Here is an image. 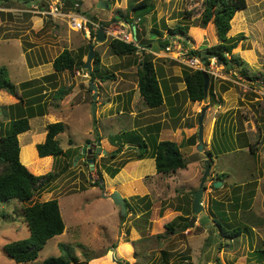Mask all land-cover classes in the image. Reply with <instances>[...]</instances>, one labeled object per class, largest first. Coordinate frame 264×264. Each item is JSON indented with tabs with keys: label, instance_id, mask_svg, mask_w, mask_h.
Returning <instances> with one entry per match:
<instances>
[{
	"label": "rangeland",
	"instance_id": "obj_1",
	"mask_svg": "<svg viewBox=\"0 0 264 264\" xmlns=\"http://www.w3.org/2000/svg\"><path fill=\"white\" fill-rule=\"evenodd\" d=\"M38 1V4L46 3V0ZM140 1L72 0L73 4L79 5L83 17L99 26L109 22L118 11L136 19L134 12L127 7L129 3ZM204 3L205 0H151L152 11L143 15L139 24L141 31L136 35L139 45L147 48L151 44L153 50L158 51L150 53L149 57L164 102L150 109L138 91L139 64L143 56L112 54L108 39L103 43L93 38L89 40L84 32L74 31L64 23L46 17H40L42 27L32 29V14L10 11L30 9L31 3L0 0V69L5 70L19 95L21 83L53 74L50 82L44 84L46 91L44 81L39 84L45 91L41 104L48 111V117L29 119L30 130L18 136L20 152L22 150L20 162L35 174L52 177L48 185L33 194L30 203L15 200L0 203V264H16L3 253L2 247L29 235L23 218L24 207L50 199L58 201L65 229L60 236L47 241L35 261L22 264H42L48 257L65 254L61 244L72 249L77 259L73 264H83L88 258L104 255L116 246L115 242L122 240L131 242L134 249L131 251L129 245L120 247L114 256V264H263L258 251L264 248V100L254 92V83L256 79H264V0H246V8L236 13L231 21L230 29L235 31L231 29L227 33L232 41L244 36L232 51L233 55L226 56L230 61L232 56L239 57L244 64L236 66L231 61L232 65L227 69L219 67L218 73L222 77H209L206 99L193 103L185 91L184 73L195 70L160 55L159 48L163 40L174 38L189 51H202L200 48L206 42L203 50L217 45L219 39L215 26L209 23L205 28L199 27ZM179 27L185 30L186 40L180 35H170L171 30ZM155 30L159 37L152 33ZM90 46L94 50L93 59L95 55L99 59V75L93 79L98 89L94 115L90 76L84 79L75 74L76 71L82 72L85 64L82 68L78 66L73 73H54L52 67L53 60L63 50L81 56ZM27 48L34 49L23 57ZM242 48L255 49V61H245L239 53ZM82 60L86 63L87 55ZM244 69L247 76L242 74ZM106 74L112 77L100 78ZM60 87L65 89L63 98L55 101L53 91ZM2 102L0 100V107H3ZM17 103L11 105L13 109L6 110L7 117L0 114L1 132L9 130L10 120L18 110L25 114L19 109L21 106L16 107ZM202 110L205 113L200 152L197 132ZM130 112L133 115H129ZM58 122L63 123L64 132L55 138L67 154L51 158L34 156L29 148L44 141L46 130L43 123ZM155 127L171 131L170 137L181 146L186 163L184 170L170 175L156 173L151 156L152 145L158 136L157 133H147L148 129ZM98 136L102 141H108L107 149L111 148L115 137L118 143L121 142V153L113 158L109 157L113 149L106 155L96 153ZM137 136L151 143L146 159L141 161L135 157L137 143L131 142ZM170 137H161L160 140H169ZM85 139H90L92 152L91 157L87 158L86 154L84 157L92 159L93 163H87L84 157L76 159L82 148L80 151L75 147L80 148ZM249 144L253 145V153ZM206 160L211 166L210 175L204 183L200 200L202 209L195 214L194 192L198 190ZM114 168L119 169V173L125 172L111 177L109 170ZM126 177L136 182L129 189L122 190L126 186L121 185L122 182L132 181ZM99 178L104 187L114 185L113 188L106 192L104 187H92ZM212 182H221V185L214 190ZM116 184L120 186L115 187ZM114 190H120L124 201L129 204L125 215H121L119 207L111 203L109 197ZM103 191L106 197L102 196ZM215 202L223 206L221 216ZM181 216L189 222L195 219L194 225L186 231L165 233L162 224ZM215 222H226V227L231 229L239 226L242 233L231 240L221 238ZM107 256L110 260L112 253Z\"/></svg>",
	"mask_w": 264,
	"mask_h": 264
},
{
	"label": "trees",
	"instance_id": "obj_2",
	"mask_svg": "<svg viewBox=\"0 0 264 264\" xmlns=\"http://www.w3.org/2000/svg\"><path fill=\"white\" fill-rule=\"evenodd\" d=\"M19 1L24 4H29L38 0ZM63 1L65 6H72L73 4L72 0ZM204 4L205 6L200 18L199 27L205 28L209 23H212L215 26L219 43L217 45L207 47L199 52L191 50L190 53L197 54L199 56L203 53L204 56L209 58H216L217 61L224 65L225 68L230 67L232 62H234L233 64L236 66H241L244 64L242 59L232 56L233 59H231V62L226 58V56L229 54L233 55L232 51L237 47L239 40L244 38V36L240 35L237 39L232 41V38L227 37V33L231 30L230 24L234 15L238 11L246 8V0H205ZM152 8L153 6L151 5V0H141L135 4L129 3L127 7V9L133 11L135 14L134 16L140 18L141 21L143 15L151 12ZM77 11L79 13L80 10L77 9ZM117 19L131 21L134 18L130 19L128 18L126 12L118 11V14L111 18V21H117ZM103 24L107 25L108 22ZM152 33L155 34L156 37L160 36L157 30ZM185 34V30L180 27L177 30L170 31L171 36L180 35L185 38ZM92 37H94V34ZM186 39L187 38H185V40ZM167 43L168 40H164L161 45H166ZM108 44L112 54L119 56L135 54V48L130 44H125L117 40H109ZM87 53L88 49L84 55H87ZM84 55L78 56L72 54L68 50H63L52 62L54 73H63L66 71L73 73L78 66L82 68L85 64L82 61ZM98 62L99 59L95 55L90 72L92 83L93 79L99 75ZM139 65L141 67L140 72L138 73L139 94L146 107L150 109L157 108L162 105L163 97L152 59L148 56V54H146ZM202 74L203 72L199 70L184 73L185 91L188 99L193 103L202 102L204 100V80ZM242 74L247 76L246 69L242 71ZM52 75L53 74L44 76L40 79L29 80L21 83L20 89L22 92L19 95L17 87L10 82L5 70L0 69V90H3L18 99L16 107H26V115H22V117H19L21 114L18 116H12V120H10L9 123V130L6 133L1 132L0 130V166L2 167L0 171V203L10 202L12 200L19 203H30L32 201L33 194L40 188H44L50 182L52 175L48 176L41 173L35 174L29 170L26 165H23L20 162L19 153H22V150L20 152L18 136L30 130L29 118L44 114L45 106L41 103L45 97H43L42 93L44 89H47L44 84L46 85V83L50 82L53 77ZM110 77L112 76L106 74L100 78L104 80L109 79ZM40 81H44V89L39 87ZM37 85L38 89H36ZM64 92L65 89L63 87L55 89L53 91L52 99L55 101L62 100ZM7 109H13V106L8 108L0 107V113L7 117ZM45 130L46 134L44 141L35 145L33 144L29 148L33 152L34 156L38 158H46L66 155L67 152H63L59 145V141L55 138L58 134L64 132L63 123L58 122L48 124ZM97 140H99V137ZM131 142L137 143V151L135 155L136 159L139 161L145 159L147 156L146 154L149 152L151 143L146 141L144 138L141 139L139 136L131 139ZM152 146L153 152L151 158L154 160L157 174L170 175L178 170L185 169L186 163L180 151L181 146L176 141L162 140L160 142H156ZM249 149L252 153L254 152L253 145L249 144ZM119 153H121L120 145L111 154H109V157L113 158ZM210 153L211 152H208V155L209 157H212ZM76 154L77 152L75 155ZM21 155L22 154H20V157ZM21 161L23 162L22 157ZM109 171L111 177H114L118 173L119 169L114 168ZM217 179L221 180V177H218ZM101 183L102 180L99 178V180L93 182L91 186H100L103 189V184ZM213 184L214 182L211 184L212 189L217 190L214 188ZM130 187L131 185H128L127 188L129 189ZM203 190H205V187ZM215 204H217L216 209L221 216L223 214V206L220 205L219 202H215ZM125 205L128 209L129 204L125 202ZM218 205H220L221 208ZM23 218L29 232L28 237L6 243L2 247L3 253L16 264L35 261L47 241L56 236H60L65 229L58 201L56 199H50L44 202H35L27 207H24ZM176 219L177 220L173 222L162 224V228L165 230V233L174 234L176 231L182 232L189 228V221L187 218L181 216ZM223 221H225V219ZM216 225L219 231L218 234L221 238L231 240L242 233V229L239 226L231 229L226 227V222H217ZM175 227H178V229ZM60 247L63 248L62 250H66L65 254L57 257H48L42 262V264L77 263V259L75 255L72 254V249L68 245L61 244ZM258 253L261 255V260L264 264V248L258 251Z\"/></svg>",
	"mask_w": 264,
	"mask_h": 264
},
{
	"label": "built area",
	"instance_id": "obj_3",
	"mask_svg": "<svg viewBox=\"0 0 264 264\" xmlns=\"http://www.w3.org/2000/svg\"><path fill=\"white\" fill-rule=\"evenodd\" d=\"M38 3L39 1L31 3L30 9H13L10 11L25 12L32 14V16L46 17L52 21H60L74 31L84 32L89 40L91 38L96 40L97 30H102L106 39L130 44L135 48V53L137 54L151 52L150 49L142 47L138 43L136 34L137 31H141L139 27L141 22L140 18L131 21L123 19H117V21L110 20L107 25L101 23V26H99V24L91 22L88 18L83 17L78 13L77 9H79V5L77 3L73 4L71 8H67L63 0H46V3ZM93 34L94 37H92ZM161 51L164 57L179 62L187 68L205 72L210 75L209 77H222L218 71L219 67L223 69L224 65L220 64L216 58L205 56L207 65L204 66L201 62L200 56L197 54H191L188 49L185 50L178 39L174 38L168 40V43L162 46ZM75 74L85 79L89 77V74L85 70H82V72L76 71ZM254 86L256 88L254 92L262 98L261 100H264V79H256Z\"/></svg>",
	"mask_w": 264,
	"mask_h": 264
},
{
	"label": "crops",
	"instance_id": "obj_4",
	"mask_svg": "<svg viewBox=\"0 0 264 264\" xmlns=\"http://www.w3.org/2000/svg\"><path fill=\"white\" fill-rule=\"evenodd\" d=\"M238 12H241V11H238ZM237 12V13H238ZM235 16V15H234ZM30 21L31 22H33V27H32V29H35V28H37V29H39V27H42V19L40 18V17H37V16H32V15H30ZM41 22V23H40ZM231 26H232V24H231ZM35 27V28H34ZM231 29H233V28H231ZM234 30V29H233ZM235 31V30H234ZM233 31V32H234ZM232 32V33H233ZM216 37V36H215ZM15 41V40H14ZM3 42H4V40H3ZM161 48H162V45H161V47L159 48V51H161ZM34 48H27L26 49V51H24V53L22 54L23 55V57L25 56V54H26V56H27V54L28 55H30L31 53H32V50H33ZM147 49H150V51L153 53V54H155V52H158V51H155V50H153V48H152V46H151V44H149L148 46H147ZM151 52H147V53H140V54H138L139 56H143V58H144V56H146V54H148V56H149V54L151 53ZM162 52V51H161ZM239 53L242 55V57L245 59V61H250V59L252 60V61H255V58H256V55H255V49H250V48H246V49H244L243 50V48H242V50L241 49H239ZM245 53H248V54H250L249 56H246L245 55ZM136 55H137V53H135ZM160 55H163V54H160ZM83 61V60H82ZM84 62V61H83ZM251 62V61H250ZM85 63V62H84ZM37 66H40V65H37ZM35 67V66H34ZM165 74H166V72H165ZM166 78H168V77H166ZM158 79V78H157ZM158 82H159V80H158ZM94 84V83H93ZM160 85V84H159ZM96 86V85H95ZM96 88H97V86H96ZM160 88H161V85H160ZM46 91V90H45ZM45 91H43V93L45 92ZM91 91V90H90ZM97 91H98V89H97ZM5 92V91H4ZM3 92V90H0V100H3V104L1 105V106H3V107H10L11 105H14L15 103H17L18 101L17 100H15V97H13V96H11V95H8L7 93H4ZM140 95V94H139ZM162 97H163V94H162ZM45 98H43V100H44ZM162 104H164V102L162 103ZM22 108H19V109H21L25 114H22V112H21V114L22 115H26V107L25 106H21ZM19 111L20 110H18V112H17V114H15V116H18V115H20V113H19ZM1 114V113H0ZM48 111H44V114L43 115H38V117H42L43 119L45 118V117H48ZM132 114V112H130V114L129 115H131ZM2 115V114H1ZM94 115V114H93ZM133 115V114H132ZM34 118H37V115L36 116H34V117H31V118H29V119H34ZM28 119V120H29ZM44 125H45V128H46V126L48 125H46V123H43ZM49 124H51V123H49ZM30 125V124H29ZM133 131V130H132ZM132 131H130V132H132ZM46 132V131H45ZM125 133H129V131L128 132H125ZM147 133L148 134H156L157 133V142H160V141H162V140H160V138L161 137H166V138H168V137H170L171 136V131L169 130V129H167V128H165V129H158V127H155V128H150V129H148L147 130ZM120 135V134H119ZM119 135H117V136H119ZM99 137V136H98ZM90 140V139H89ZM88 139H85L83 142H85V144L86 145H88L89 147V149H90V145H91V142L89 141ZM169 140H171V141H173L172 140V138L170 137L169 138ZM98 142H99V146L101 147V149L103 148V150H105L106 152H108V150H110V149H113V150H115V149H117L118 147H119V145H120V143L121 142H119L118 143V141H116L115 140V137H113V141H111V145H110V149H107L106 148V142H108L107 140H104L103 139V141L100 139V137H99V140H97ZM82 142V143H83ZM81 143V144H82ZM31 144H33V143H31ZM30 144V145H31ZM35 144H37V143H35ZM34 144V145H35ZM85 144H82V145H80V148H79V146H76L75 148H77V149H79L80 151H81V148L83 147V146H86ZM127 147H129V144H127L126 145ZM105 148V149H104ZM95 150H96V148H95ZM113 150H111V151H113ZM51 158V157H50ZM146 159V158H145ZM152 159V158H151ZM143 160V159H142ZM141 161V160H140ZM139 163L137 162V164L136 165H138ZM129 168V167H128ZM127 168V169H128ZM123 172H125V171H122V172H118L116 175H120V174H122ZM127 172V171H126ZM126 179H129V180H132V181H129V182H122L121 183V185H125L126 184V186H124V188L122 187V190L123 189H128L127 187H128V185H131V186H133V182H136V181H134V179H132V178H127L126 177ZM114 186V185H113ZM113 186H111V187H109V188H106L107 186H103L104 187V189H106V192H109L108 190L109 189H112L113 188ZM117 186H120L119 184H116V186L115 187H117ZM135 188H136V184H135V186H134ZM118 192L121 196H122V193H121V191L120 190H114V191H112L110 194H112L113 192ZM104 193H105V191H103L102 192V196L103 197H106V195H104ZM123 197V196H122ZM123 199H124V197H123ZM111 202V201H110ZM111 203H113V202H111ZM116 244V246H114V247H112L109 251H107L104 255H100V256H98V257H91V258H88L89 260L88 261H86L85 263H83V264H114V262H116L115 261V258H114V256H115V254H117V251H118V249L120 248V247H124V246H126V245H129L130 246V249H131V251L134 249L133 248V245H132V243L131 242H129V241H120L119 243L118 242H115ZM110 253H112V256H111V260H109V259H107V255L108 254H110ZM102 262V263H101ZM116 264V263H115Z\"/></svg>",
	"mask_w": 264,
	"mask_h": 264
},
{
	"label": "water",
	"instance_id": "obj_5",
	"mask_svg": "<svg viewBox=\"0 0 264 264\" xmlns=\"http://www.w3.org/2000/svg\"><path fill=\"white\" fill-rule=\"evenodd\" d=\"M96 41L99 42V43H103L106 41V37L103 33L102 30H97V33H96ZM207 45V42L205 43V46ZM205 46H202L200 49L203 50V48ZM93 47L90 46L88 48V54H87V61L85 63V65L83 66V70H87L88 72L91 71V66H90V62L92 61L93 59ZM200 58H201V62L204 66L207 65L206 63V60H205V56L203 53L200 54ZM203 76V80H204V100L206 99L207 97V88H208V81H209V75L206 74L205 72H203L202 74ZM90 90L93 92V102H92V112L94 114V107H95V101H96V98H97V88L95 85L91 84L90 86ZM204 113H205V110H202L200 112V116L198 118V141H199V145H198V150L201 152L202 151V143H203V119H204ZM89 146L86 145V146H83L82 147V151H81V154L77 156V160L79 158H83L85 154H88V155H91V152L92 150L88 148ZM96 153H99V152H102L103 155H106V151L105 150H102L101 147L99 146V142L97 141L96 142ZM85 158V157H84ZM87 163H93V160L92 159H87ZM206 163V168L203 172V175H202V178L200 180V184L198 186V190L194 193V197H193V209H194V212L195 214H198L200 212V210L202 209L201 205H200V200H201V197L203 195V188H204V183L206 181V179L209 177L210 175V169H211V166H210V163H209V160H206L205 161ZM221 185V182H214L213 186L214 188H218L219 186ZM111 201L113 202L114 205L118 206L119 207V211H120V214L121 215H125V211H126V205H125V201L123 199V197L118 193V192H113L110 197ZM194 222H195V219H192L190 222H189V226L192 227L194 225ZM226 242L228 243L229 240H226ZM186 264H189V263H186Z\"/></svg>",
	"mask_w": 264,
	"mask_h": 264
},
{
	"label": "clouds",
	"instance_id": "obj_6",
	"mask_svg": "<svg viewBox=\"0 0 264 264\" xmlns=\"http://www.w3.org/2000/svg\"><path fill=\"white\" fill-rule=\"evenodd\" d=\"M164 41V40H163ZM162 46H164V45H162ZM82 70H83V68H82ZM85 70V69H84ZM85 71H87V70H85ZM91 72V71H90ZM90 72H88L87 71V73L89 74V76H90ZM89 78V77H88ZM85 79V78H84ZM91 79V78H90ZM91 84H93L92 82H91ZM94 85V84H93Z\"/></svg>",
	"mask_w": 264,
	"mask_h": 264
},
{
	"label": "flooded vegetation",
	"instance_id": "obj_7",
	"mask_svg": "<svg viewBox=\"0 0 264 264\" xmlns=\"http://www.w3.org/2000/svg\"><path fill=\"white\" fill-rule=\"evenodd\" d=\"M86 156H87V158H88V157H91V155H88V154H86Z\"/></svg>",
	"mask_w": 264,
	"mask_h": 264
}]
</instances>
